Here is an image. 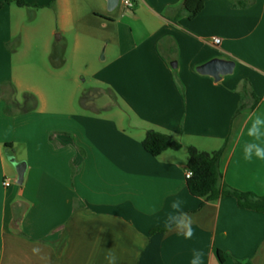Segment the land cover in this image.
<instances>
[{
	"label": "crops",
	"instance_id": "obj_1",
	"mask_svg": "<svg viewBox=\"0 0 264 264\" xmlns=\"http://www.w3.org/2000/svg\"><path fill=\"white\" fill-rule=\"evenodd\" d=\"M24 1L0 10V264H106L108 249L118 264H190L193 250L264 264V212L206 203L186 178L190 147L224 149L221 187L264 197V161L243 153L264 117V0H205L194 20L184 0ZM216 58L236 62L219 82L197 72ZM25 93L36 110L8 114ZM149 131L183 149L152 156ZM177 199L190 240L164 227Z\"/></svg>",
	"mask_w": 264,
	"mask_h": 264
},
{
	"label": "trees",
	"instance_id": "obj_2",
	"mask_svg": "<svg viewBox=\"0 0 264 264\" xmlns=\"http://www.w3.org/2000/svg\"><path fill=\"white\" fill-rule=\"evenodd\" d=\"M5 3L16 4L24 8L30 7L24 0H5L0 3V10ZM248 6L246 2H240L236 7L244 8ZM205 8V0H184L183 10L190 20L197 18ZM16 94V89H12ZM38 105L37 98L29 93H25L23 101L14 99L7 107L8 114H24L36 110ZM244 109L242 105L238 112ZM145 150L154 157H159L166 151H179L182 144L170 135L162 134L156 131H149L143 142ZM7 148H11L7 145ZM224 149L208 153L202 152L194 147L188 149V169L193 176L188 180V189L192 196L203 199L206 203L216 202L223 196H233L238 200L239 206L244 209L264 212V197H259L253 193H243L230 187H221L222 173L220 171V162ZM219 256L223 259V253L219 251Z\"/></svg>",
	"mask_w": 264,
	"mask_h": 264
},
{
	"label": "clouds",
	"instance_id": "obj_3",
	"mask_svg": "<svg viewBox=\"0 0 264 264\" xmlns=\"http://www.w3.org/2000/svg\"><path fill=\"white\" fill-rule=\"evenodd\" d=\"M125 3H128V0H125ZM136 36L137 38L143 36V31L139 27L136 28ZM252 115L254 119L251 120L250 126L247 127V135L253 139L243 147L244 159L251 161L255 157L264 161V117L258 116L255 113ZM183 204L184 201L180 199L171 203L170 207L172 211L168 213L164 227L168 231L176 230L182 234L184 239L190 240L195 235L193 218L183 210ZM100 239V237L97 238V243L100 242ZM32 251L33 254L39 253L38 248H33ZM203 255V252L193 250L190 264H202ZM104 259L106 264H118L120 258L113 249H108L105 252Z\"/></svg>",
	"mask_w": 264,
	"mask_h": 264
},
{
	"label": "water",
	"instance_id": "obj_4",
	"mask_svg": "<svg viewBox=\"0 0 264 264\" xmlns=\"http://www.w3.org/2000/svg\"><path fill=\"white\" fill-rule=\"evenodd\" d=\"M108 2V11L113 12L120 7L121 0H107ZM236 68V62L233 60L216 58L210 62L201 65L197 68V72L203 76H210L214 78L216 82H219L223 77L232 75ZM12 162L16 166L18 174V185H23L25 180V175L27 171L26 162L16 163L14 159Z\"/></svg>",
	"mask_w": 264,
	"mask_h": 264
},
{
	"label": "built area",
	"instance_id": "obj_5",
	"mask_svg": "<svg viewBox=\"0 0 264 264\" xmlns=\"http://www.w3.org/2000/svg\"><path fill=\"white\" fill-rule=\"evenodd\" d=\"M120 4H122L125 8L131 9L133 7L132 0H128V3H125V0H121ZM214 44L219 45L221 43V40L219 38H214L213 40ZM193 176L192 172L190 170L186 173V178L189 180ZM4 186L9 188L11 186L10 181H5Z\"/></svg>",
	"mask_w": 264,
	"mask_h": 264
},
{
	"label": "rangeland",
	"instance_id": "obj_6",
	"mask_svg": "<svg viewBox=\"0 0 264 264\" xmlns=\"http://www.w3.org/2000/svg\"><path fill=\"white\" fill-rule=\"evenodd\" d=\"M22 56H23V55H22ZM41 61H42V59H41ZM40 65H41V64H40ZM182 149H183V148H182ZM182 149H181V150H182ZM181 150H179V151H181ZM14 169H15V168H14ZM16 172H17V170H16ZM15 184H16V183H15ZM16 185H18V184H16Z\"/></svg>",
	"mask_w": 264,
	"mask_h": 264
}]
</instances>
